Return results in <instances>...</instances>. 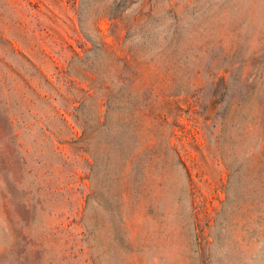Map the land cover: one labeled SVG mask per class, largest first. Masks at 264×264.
<instances>
[{"label": "rangeland", "instance_id": "374dc122", "mask_svg": "<svg viewBox=\"0 0 264 264\" xmlns=\"http://www.w3.org/2000/svg\"><path fill=\"white\" fill-rule=\"evenodd\" d=\"M0 264H264V0H0Z\"/></svg>", "mask_w": 264, "mask_h": 264}]
</instances>
